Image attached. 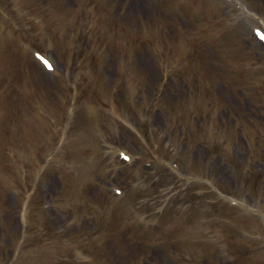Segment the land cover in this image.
<instances>
[{
	"label": "rangeland",
	"instance_id": "rangeland-1",
	"mask_svg": "<svg viewBox=\"0 0 264 264\" xmlns=\"http://www.w3.org/2000/svg\"><path fill=\"white\" fill-rule=\"evenodd\" d=\"M26 1L0 0V17L7 16L22 31L19 39L0 40V95L6 102L0 112L10 131L18 132L17 151L36 131V123L24 119L31 106L23 95L29 80L39 101L56 107L49 87L64 76L59 81L68 92L69 116L47 162L71 163L80 141L88 144L80 151L84 158L94 153L93 146L97 154L90 163L94 178L82 187L81 207L73 196L67 198L71 187L64 191L72 174L67 168L66 173L48 171L44 164L34 170L20 203L27 212L30 206L23 219L20 213L19 218L12 215L16 196L12 191L6 195L0 186V264L20 255L11 236L35 230V221L41 228L48 222L65 237L81 232L88 248L96 245L90 236L101 229L105 200L118 188L122 198L147 211L140 217L150 228L139 226V232L157 240L141 264H231L227 245L220 246L217 259L211 238L202 242L198 229L212 226L216 204L222 203L213 189L264 211V40L256 35V30L264 31V0H204L199 12L198 0H129L125 7L122 0H37L52 10L44 20L21 15ZM36 52L49 59L52 70L45 69ZM101 104L115 111L104 116L99 109L97 122L85 105ZM40 115L41 142L47 125ZM76 163L80 167L81 161ZM132 184L138 189H131ZM168 208L183 211L185 220H170ZM234 211L220 208L219 214L233 220ZM230 225L223 230L235 247L238 239L231 238ZM180 227L186 239L182 243L176 238ZM160 233L169 241V252L159 243ZM120 239L108 243V250L117 253L109 255L110 264H130L125 262L130 253L142 257L143 241L138 246ZM34 243L39 242L32 239L26 247ZM26 247L16 264H37L35 249Z\"/></svg>",
	"mask_w": 264,
	"mask_h": 264
},
{
	"label": "bare ground",
	"instance_id": "bare-ground-1",
	"mask_svg": "<svg viewBox=\"0 0 264 264\" xmlns=\"http://www.w3.org/2000/svg\"><path fill=\"white\" fill-rule=\"evenodd\" d=\"M115 1H116V2H117V1L121 2V0H115ZM122 1H123V7H125V6L127 5V3L129 2V0H122ZM45 7H46V10H44ZM45 7H43V6H38V5H37V10H38V12H39L40 14H42V13H44V12H46V11H51L50 8H48L47 6H45ZM102 60H103V59L100 58L99 65L101 64V61H102ZM100 66H101V65H100ZM31 85L33 86L34 84L32 83ZM19 163H20V162H19ZM29 177H30V176L26 173V175H25L24 178H23V183H26L27 180L29 179ZM15 178H16L15 175H13V174L9 175V179H10L12 182H14V183H15ZM17 196H18V197L20 196V193H19V192H17Z\"/></svg>",
	"mask_w": 264,
	"mask_h": 264
}]
</instances>
